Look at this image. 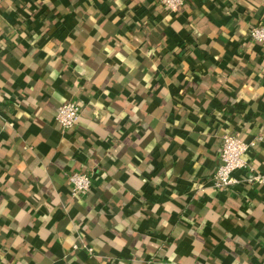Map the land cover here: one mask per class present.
<instances>
[{
    "label": "crops",
    "instance_id": "obj_1",
    "mask_svg": "<svg viewBox=\"0 0 264 264\" xmlns=\"http://www.w3.org/2000/svg\"><path fill=\"white\" fill-rule=\"evenodd\" d=\"M261 23L264 0H0V264H264ZM226 133L260 139L219 188Z\"/></svg>",
    "mask_w": 264,
    "mask_h": 264
},
{
    "label": "built area",
    "instance_id": "obj_2",
    "mask_svg": "<svg viewBox=\"0 0 264 264\" xmlns=\"http://www.w3.org/2000/svg\"><path fill=\"white\" fill-rule=\"evenodd\" d=\"M159 2L169 11H177L184 5L186 0H159ZM249 37L256 43L264 46V23L251 27ZM82 112V106L77 101L63 103L58 110L56 120L65 129L73 128L77 125ZM220 153L221 163L214 174L215 185L219 188H228L239 182L234 175L238 169L248 167L246 154L256 145L257 140L244 141L238 133H226ZM249 182H264L263 175H250ZM69 183L73 196L87 194L92 186V176L87 172H74L69 176ZM92 250V248H89ZM145 264H149L148 262Z\"/></svg>",
    "mask_w": 264,
    "mask_h": 264
}]
</instances>
